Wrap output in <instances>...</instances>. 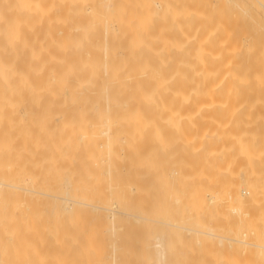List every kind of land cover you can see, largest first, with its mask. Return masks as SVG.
Here are the masks:
<instances>
[{
	"label": "bare ground",
	"instance_id": "6f19581e",
	"mask_svg": "<svg viewBox=\"0 0 264 264\" xmlns=\"http://www.w3.org/2000/svg\"><path fill=\"white\" fill-rule=\"evenodd\" d=\"M217 251L264 264V0H0V264Z\"/></svg>",
	"mask_w": 264,
	"mask_h": 264
},
{
	"label": "rangeland",
	"instance_id": "374dc122",
	"mask_svg": "<svg viewBox=\"0 0 264 264\" xmlns=\"http://www.w3.org/2000/svg\"><path fill=\"white\" fill-rule=\"evenodd\" d=\"M152 1H154V0H151V2ZM202 4V3H201ZM163 19L162 18H160V20L159 21H162ZM168 238V239H167ZM166 238V247H167V251H173V252H176L175 253V258L178 260L179 258H180V255L181 256H185V257H187V259H191V260H195L196 259V257H198L197 256V252H195L196 251V248H195V250H193L192 249V251L189 253V254H187V255H185L184 254V252L187 250V246H186V243H185V237L184 238H181V236H180V234H176V233H174V234H170V236L169 237H167ZM225 250V249H224ZM183 251V253H181ZM225 252V251H224ZM224 252L222 253L221 251H217V253H216V258H218L217 260H216V258H215V260H216V262L214 263V261H212V263L210 262L211 260H209L208 262L210 263V264H218V260H220L221 258H222V260L224 261L223 263H220L219 262V264H227V262H228V260H233V258H232V254H229V255H227V252H225L226 253V255H223L224 254ZM222 253V254H221ZM219 254V255H218ZM220 254H221V256H220ZM218 255V256H217ZM225 256V257H224ZM229 256V257H228ZM247 255H245V257H244V255H243V259L244 258H246L247 259V257H246ZM169 257H170V255H169ZM224 257V258H223ZM234 257V256H233ZM249 258V260H250V257H248ZM224 259H226V263H225V260ZM180 260V259H179ZM248 260V259H247ZM229 261V262H230ZM222 262V261H221ZM229 262H228V264H229ZM208 263V264H209Z\"/></svg>",
	"mask_w": 264,
	"mask_h": 264
}]
</instances>
